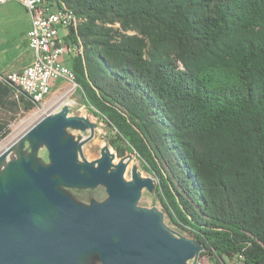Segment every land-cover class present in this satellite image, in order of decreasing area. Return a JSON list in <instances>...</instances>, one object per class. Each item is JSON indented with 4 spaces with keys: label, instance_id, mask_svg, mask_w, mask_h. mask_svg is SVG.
<instances>
[{
    "label": "trees",
    "instance_id": "trees-1",
    "mask_svg": "<svg viewBox=\"0 0 264 264\" xmlns=\"http://www.w3.org/2000/svg\"><path fill=\"white\" fill-rule=\"evenodd\" d=\"M55 1L86 103L171 221L214 264H264V0Z\"/></svg>",
    "mask_w": 264,
    "mask_h": 264
},
{
    "label": "water",
    "instance_id": "water-1",
    "mask_svg": "<svg viewBox=\"0 0 264 264\" xmlns=\"http://www.w3.org/2000/svg\"><path fill=\"white\" fill-rule=\"evenodd\" d=\"M87 125L91 128L87 138L63 141L66 127ZM94 135L95 125L89 119L69 116V107L64 106L18 139L42 140L51 161L34 165L20 155L9 164V176L0 183V264H81L79 255L91 250L104 264H188L197 259L203 250L200 241L176 234L160 210L137 206L143 189L154 186L150 179L135 173L133 182L127 180L126 158L113 163L105 152L108 145L96 160L84 156L83 146ZM13 146L0 154V162ZM14 167L20 168L24 179L11 174ZM58 179L70 185L104 184L109 197L82 205L58 188Z\"/></svg>",
    "mask_w": 264,
    "mask_h": 264
},
{
    "label": "rangeland",
    "instance_id": "rangeland-1",
    "mask_svg": "<svg viewBox=\"0 0 264 264\" xmlns=\"http://www.w3.org/2000/svg\"><path fill=\"white\" fill-rule=\"evenodd\" d=\"M67 82L59 81L58 86L53 88L52 94L47 98L44 103L35 106L30 110H22L21 114L17 116L15 120H11L7 124L6 131L0 136V153L7 147L12 145L13 149L17 151L22 157L30 158L34 165L42 163L49 165L50 158L48 153V146L42 140L36 137H26L23 141H18L23 135H25L34 125L45 120L49 115H53L60 111L64 106L69 107V116H84L95 125V135L83 146L84 156L88 160H96L101 156V150L103 146L108 145L115 154L114 162L117 163L121 158H126L128 167L125 171V178L131 180L135 173L142 174L143 178L150 179L154 186L152 188L145 187L142 195L138 199L137 206L145 209H158L163 212L165 224L173 230L176 234L184 235L187 237L188 234L177 227L166 213L163 204L157 193V178L147 172L139 158L135 153H131L126 150V144L118 143L113 141V131L110 129L108 123L103 119L96 116L92 108L86 103L83 92L78 89L74 93H70V85H65ZM65 85V87H59ZM91 134L90 126L73 127L69 126L65 129L63 141L72 138L77 141H81L87 138ZM124 148V154L120 155V148ZM79 158L82 160L81 156ZM11 174L13 176H20V179H24V174L20 168H12ZM57 186L64 193L72 196L75 201L82 205H91L94 201L103 202L109 197L107 187L104 184L97 185L95 187L83 186V185H70L58 179ZM48 205V203H47ZM51 206V205H50ZM50 212L55 215L56 209L51 206ZM192 258L188 264H214L208 256ZM81 264H104L96 250L79 255ZM222 263L224 259H219ZM226 261V260H225ZM228 264H236L227 260Z\"/></svg>",
    "mask_w": 264,
    "mask_h": 264
},
{
    "label": "built area",
    "instance_id": "built-area-1",
    "mask_svg": "<svg viewBox=\"0 0 264 264\" xmlns=\"http://www.w3.org/2000/svg\"><path fill=\"white\" fill-rule=\"evenodd\" d=\"M9 1L20 2L31 14L27 36L34 58L22 71L0 74V80L20 88L37 103H44L59 81L71 86L70 93L80 89L74 70L63 57L66 54L73 57L81 48L59 34L61 27L68 31L75 28L80 19L71 10L55 6L53 0H0V4Z\"/></svg>",
    "mask_w": 264,
    "mask_h": 264
},
{
    "label": "crops",
    "instance_id": "crops-1",
    "mask_svg": "<svg viewBox=\"0 0 264 264\" xmlns=\"http://www.w3.org/2000/svg\"><path fill=\"white\" fill-rule=\"evenodd\" d=\"M53 2L58 7L57 2ZM30 27L31 14L20 2L0 4V74L22 71L33 61L34 51L29 47L27 36ZM67 33L60 28L61 38L66 39ZM63 59L71 65L72 56L66 54ZM20 94L17 87L0 80V136L6 131L7 124L15 120L16 114H21Z\"/></svg>",
    "mask_w": 264,
    "mask_h": 264
},
{
    "label": "bare ground",
    "instance_id": "bare-ground-1",
    "mask_svg": "<svg viewBox=\"0 0 264 264\" xmlns=\"http://www.w3.org/2000/svg\"><path fill=\"white\" fill-rule=\"evenodd\" d=\"M80 117H84V116H80ZM85 118L88 119V117H85ZM5 150H6V148L0 154H2ZM112 151H113L112 149H109V151H105V152L109 154V156L112 159V162L115 163L114 162L115 154ZM19 156L20 155L17 153V151H15L14 149L13 150L11 149L10 152H7L5 159L0 162V183L1 184H4L6 182L8 176H9V172H10L9 164H10V162L18 161ZM121 161H122V159H120L115 164H119ZM124 162L127 163L128 162L127 159H125ZM127 167H128V163H127ZM139 176L142 177L143 175L139 174ZM133 181H134L133 179L130 180V182H133Z\"/></svg>",
    "mask_w": 264,
    "mask_h": 264
},
{
    "label": "flooded vegetation",
    "instance_id": "flooded-vegetation-1",
    "mask_svg": "<svg viewBox=\"0 0 264 264\" xmlns=\"http://www.w3.org/2000/svg\"><path fill=\"white\" fill-rule=\"evenodd\" d=\"M39 104H42V103H39Z\"/></svg>",
    "mask_w": 264,
    "mask_h": 264
}]
</instances>
